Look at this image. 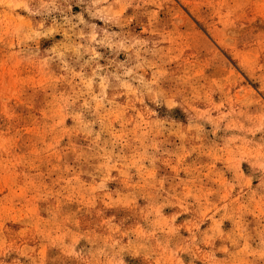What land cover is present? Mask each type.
I'll list each match as a JSON object with an SVG mask.
<instances>
[{
    "label": "rangeland",
    "instance_id": "rangeland-1",
    "mask_svg": "<svg viewBox=\"0 0 264 264\" xmlns=\"http://www.w3.org/2000/svg\"><path fill=\"white\" fill-rule=\"evenodd\" d=\"M0 264H264V0H0Z\"/></svg>",
    "mask_w": 264,
    "mask_h": 264
}]
</instances>
